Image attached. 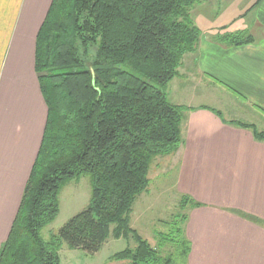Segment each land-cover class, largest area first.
<instances>
[{
    "label": "trees",
    "instance_id": "obj_1",
    "mask_svg": "<svg viewBox=\"0 0 264 264\" xmlns=\"http://www.w3.org/2000/svg\"><path fill=\"white\" fill-rule=\"evenodd\" d=\"M200 2L52 0L37 33L34 66L47 119L0 264H60L62 244L93 255L111 227L115 239L131 236L135 242L111 261L185 264L183 228L163 239L179 247L178 259L162 256L130 228L129 215L147 190L151 160L180 146L179 125L190 109L170 104L165 88L183 58L196 51L201 32L191 12ZM215 40L227 46L251 41ZM91 47L96 58L89 66L81 55ZM240 126L264 141L253 126ZM82 175L91 181L88 206L43 240L41 231L58 213L61 187ZM186 203L199 205L183 197L181 205ZM180 218L184 224L187 217Z\"/></svg>",
    "mask_w": 264,
    "mask_h": 264
},
{
    "label": "crops",
    "instance_id": "obj_2",
    "mask_svg": "<svg viewBox=\"0 0 264 264\" xmlns=\"http://www.w3.org/2000/svg\"><path fill=\"white\" fill-rule=\"evenodd\" d=\"M51 2L0 0V248L46 124L34 66L37 33ZM240 18L249 19L250 42L227 46L200 30L196 51L165 88L170 104L190 109L179 125L177 151L153 164L156 179L171 166L179 169L178 193L199 204L188 207L185 264H264V141L240 126L256 129L253 124L224 118L211 97L226 90L229 106L264 121V0H249Z\"/></svg>",
    "mask_w": 264,
    "mask_h": 264
},
{
    "label": "rangeland",
    "instance_id": "obj_3",
    "mask_svg": "<svg viewBox=\"0 0 264 264\" xmlns=\"http://www.w3.org/2000/svg\"><path fill=\"white\" fill-rule=\"evenodd\" d=\"M202 1L191 12V18H194L193 24L199 30L212 39L222 36L241 39L242 41L246 38L252 39L246 32L247 28L244 27L245 24L248 26L249 19L241 20L240 18L246 11L249 0ZM81 58L86 65L90 66L96 58L95 48L91 47L88 55H81ZM182 65L184 64L182 63ZM178 72L181 74V68ZM179 79L175 83H179ZM228 96L226 90L223 91L222 95L216 94V98L211 96L220 103L219 107H222L223 117L253 124L258 132L264 133V121H262L261 116L243 107L229 106L227 103ZM190 98H194L195 101H201L202 99L197 96H189ZM162 157L156 156L150 162L147 176L148 187L145 192L136 197L129 215V225L151 247L160 249L159 252L162 256L169 255L178 259L179 247L165 244L166 242L163 243V239L176 227L184 229L185 222L183 224L180 217H187L190 204L181 205V200L183 197L190 200L192 198L177 191L176 182L179 177V169L171 166L160 179L155 178L153 164ZM90 199L91 181L88 175H82L67 181L59 192V210L56 217L41 231L43 240L48 241L50 236L56 234L67 221L83 211L88 206ZM112 229L113 227H111V232ZM111 232L101 249L93 255H87L81 250L70 249L62 244L58 253L60 264H126L127 262L111 261L110 259L116 253L126 249H134L135 242L131 236L115 239ZM183 236L186 238L185 235Z\"/></svg>",
    "mask_w": 264,
    "mask_h": 264
}]
</instances>
